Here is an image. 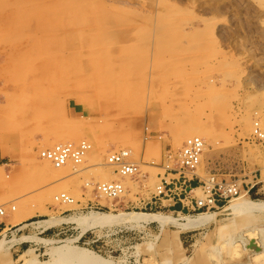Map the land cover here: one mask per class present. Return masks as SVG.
Masks as SVG:
<instances>
[{
  "label": "rangeland",
  "instance_id": "374dc122",
  "mask_svg": "<svg viewBox=\"0 0 264 264\" xmlns=\"http://www.w3.org/2000/svg\"><path fill=\"white\" fill-rule=\"evenodd\" d=\"M255 118L264 128V0H0V206L29 219L25 236L47 239L51 250L84 247L110 264H264V211L236 214L230 202L185 230L80 222L91 212L178 222L201 213L178 189L157 195L164 165L197 129L205 149L190 196L203 198L199 187L212 179L264 202ZM80 142L89 146L80 165L54 168L39 157ZM121 150L138 167L131 177L107 164ZM111 182L123 187L116 199L97 191ZM59 194L72 205L54 201ZM15 239L8 232L0 244ZM71 259L60 263L82 262Z\"/></svg>",
  "mask_w": 264,
  "mask_h": 264
},
{
  "label": "built area",
  "instance_id": "2783aa9c",
  "mask_svg": "<svg viewBox=\"0 0 264 264\" xmlns=\"http://www.w3.org/2000/svg\"><path fill=\"white\" fill-rule=\"evenodd\" d=\"M250 139L264 151V128L256 118L252 121ZM204 149V142L200 138L190 137L185 139L176 152L173 166L169 163L164 165V179L157 187V195L166 196L167 193L171 195L173 190L178 189L180 192L178 200L180 202L186 201V208L189 207L192 211H201V213L224 209L227 203L238 196L240 190L234 183L214 184L212 179L199 187L204 193L203 198L194 199V197L190 196L193 191L191 186L197 179L195 171L200 163ZM88 150L89 146L85 142L78 144L57 143L50 148L41 150L39 157L50 162L54 168H61L68 163L80 165ZM107 161L109 165L115 168V172L120 177H131L138 172L137 165L129 162V153L127 151H113L109 154ZM168 175H172V177L167 179ZM97 191L108 199H116L122 195L123 187L118 182H111L99 185ZM55 197L54 201L57 203L72 200L65 194ZM10 211H14L13 207H10ZM6 216L7 210L0 206V232ZM9 232L10 234L12 233V231ZM5 236L1 237L4 238Z\"/></svg>",
  "mask_w": 264,
  "mask_h": 264
},
{
  "label": "bare ground",
  "instance_id": "6f19581e",
  "mask_svg": "<svg viewBox=\"0 0 264 264\" xmlns=\"http://www.w3.org/2000/svg\"><path fill=\"white\" fill-rule=\"evenodd\" d=\"M199 131H200V129H197L196 132L192 133L191 135H189V134L185 135V137L202 138L203 135L198 133ZM109 154H111V153H109ZM43 162H46V160H44ZM107 164H108V161H107ZM109 166H111V165H109ZM63 167H65V166H63ZM125 178H127V177H125ZM244 194H245V192H243V194H240V195L236 196L235 198H233L230 201V205L227 208L230 209L232 212H234L236 214H243V213H247V212H249V213H256V212L260 213V212L264 211V202L263 201L262 202H258V201L254 202V201L249 200V199H244L243 200L242 198L244 197L243 196ZM59 195H61V194H59ZM59 195H57V196H59ZM73 202L74 201L72 199L71 201L69 200V201H67L65 203H69V204L72 205ZM214 215L215 214L213 212L212 213H198L193 218H182V221L178 222L175 218L163 216V215H160V214H148V213H142V212L141 213H135V212H133V213H117V214L92 213L91 212L87 216H83L81 218L80 222L87 223L88 226L92 225L91 227H93L94 225H97V226H102V225H105V224L110 225V223H114V224L115 223H123V222H126V223L127 222H131V223L143 222V223H145V222L151 221V222H157V223L162 224V225L163 224L165 225L167 223L175 224L181 230H185V229H188V228L201 227L202 225L211 222L212 220H214ZM257 215H256V217H257ZM262 217H260V218H262ZM228 219H229V217L225 216V218H222L221 221H227ZM40 223L41 224H44V223L47 224V220L42 221ZM239 240H241V239H239ZM41 242H45L46 243V242H49V241L47 239L46 240L45 239H41ZM5 243H6V241L4 240V241H2V244H0V245L2 246ZM61 248L59 250H52L53 252L52 251L50 252V255L54 256L52 260L55 259L57 261H61L63 258H65V259L66 258L67 259H71V258L72 259L73 258L76 259V258H78L79 260H82V262L83 261H85V262L92 261L95 264H110V262H111V261L109 262L108 260H105V259H103L102 261H97V260L95 261L94 258H96L98 256L93 254L92 251H89V250L84 249V248L80 249L79 251H75L74 250L75 252L73 251V248H71L70 246L64 245V244L61 246ZM28 251L31 252V250H28Z\"/></svg>",
  "mask_w": 264,
  "mask_h": 264
},
{
  "label": "crops",
  "instance_id": "0c3cea01",
  "mask_svg": "<svg viewBox=\"0 0 264 264\" xmlns=\"http://www.w3.org/2000/svg\"><path fill=\"white\" fill-rule=\"evenodd\" d=\"M28 220L29 219H22L18 221L15 219V215H9V214H7V216L4 218L3 227H2V231L0 232V236H4L9 231H12L11 234L13 235V237L14 236L17 237V239H15L12 244L6 246L5 249H3V247L8 242L3 244L2 246L0 245V264H25V252L28 250H31L32 252L31 255H29L28 257L32 258L31 262L33 264H40L41 261H47V262L50 261L49 264H54V263L61 264L60 261H57L55 259L54 261H52L51 257H48L47 260H40V258H38L37 252L40 254L41 253L45 254L48 252L49 254L52 250L51 248L45 245V242H41L42 238L37 237L36 234L34 235L28 234L25 236V222H27ZM25 238H28L29 240H25ZM73 246L79 247L77 245H73ZM79 248H84V247H79ZM190 259L191 258H188L186 263L183 262L181 264H188L189 263L188 261ZM32 263L29 262V264ZM80 264H94V263L92 261L89 262L83 261L80 262ZM239 264H253V263H251V259H247L245 263H239Z\"/></svg>",
  "mask_w": 264,
  "mask_h": 264
}]
</instances>
